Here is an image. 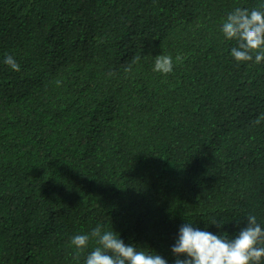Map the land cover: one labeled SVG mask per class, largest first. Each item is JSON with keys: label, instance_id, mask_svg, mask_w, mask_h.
I'll return each instance as SVG.
<instances>
[{"label": "trees", "instance_id": "obj_1", "mask_svg": "<svg viewBox=\"0 0 264 264\" xmlns=\"http://www.w3.org/2000/svg\"><path fill=\"white\" fill-rule=\"evenodd\" d=\"M237 8L264 0H0V264H85L97 225L167 264L185 223L264 229V61L232 57Z\"/></svg>", "mask_w": 264, "mask_h": 264}, {"label": "clouds", "instance_id": "obj_2", "mask_svg": "<svg viewBox=\"0 0 264 264\" xmlns=\"http://www.w3.org/2000/svg\"><path fill=\"white\" fill-rule=\"evenodd\" d=\"M226 39H235L237 46L231 49V55L239 62L253 60L264 61V12L237 8L227 16L221 26ZM139 57L134 58L135 62ZM178 59V58H177ZM4 63L14 71H20V65L13 56H7ZM154 71L168 74L173 71V59L170 56H157ZM256 124L260 120L255 121ZM218 228L224 223L214 221ZM99 245L88 257L85 264H167L158 254L138 251L135 245L125 244L119 234L113 230L101 232L97 225L91 232ZM90 237L87 234L76 235L71 244L78 249L87 246ZM264 229L257 223L255 215L247 217V226L234 239L216 235L208 231L193 228L185 223L179 230V236L171 251L177 256L174 264H260L264 257ZM183 254L187 258L179 259Z\"/></svg>", "mask_w": 264, "mask_h": 264}]
</instances>
